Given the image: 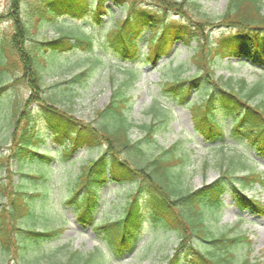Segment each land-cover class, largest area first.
<instances>
[{
	"label": "trees",
	"instance_id": "1",
	"mask_svg": "<svg viewBox=\"0 0 264 264\" xmlns=\"http://www.w3.org/2000/svg\"><path fill=\"white\" fill-rule=\"evenodd\" d=\"M108 1L124 16L117 17L103 35L95 34V24H101L103 16L110 14ZM21 3L24 0H9L7 17L12 30L0 37V85L4 74L13 73L9 86L27 83L30 88L23 103L16 94L10 102L8 123L15 127L21 124L18 133L11 135L13 156L23 164L36 161L50 165L53 162L50 151L36 152L46 138L59 147L57 153L66 159H73L72 155L80 149L100 148L95 157L79 165L77 176L67 184L69 194L64 203L74 211L79 223L93 224L100 186L109 180L120 187L131 186L121 214L93 226L99 243L106 247L100 255L117 260L131 254L138 248L142 234L149 231L153 238L166 241L172 236L176 242L164 264H261V260L251 257L252 239L248 234H234L233 227L217 232L207 220L219 215L227 192L240 210L264 215V202L245 192L256 183L264 187V175L253 170L235 175L229 166L221 164L223 168L213 181L194 189L185 187L186 158L176 154L178 142L155 154L148 150L156 144L157 125H167L165 110L151 106L150 111L158 119L141 125L143 136L132 140L129 135L133 123L126 116L131 97L122 87L133 81L137 73L125 64L138 62L142 56L154 67L179 42L191 49L189 60L195 72L188 78L175 76L163 82L161 93L189 108L193 131L208 144L217 143L215 147L222 149L224 145L231 147L228 143L231 139L233 147L248 144L256 155L264 156V99L257 100L264 92L262 85L248 86L243 78L235 82L230 77H217L214 66L216 59L222 58L264 66L263 0H227L218 17L204 12L197 0H26L28 14L36 16L39 25L46 19L47 24L59 19L61 26H68L51 39L31 35L28 22L20 14ZM67 16L76 20L65 22ZM80 20L88 21L90 30L79 24ZM213 27L219 33L211 37L208 29ZM145 29L149 35L143 49L141 38ZM102 36L98 44L97 37ZM94 41L116 58L110 66L122 69L125 76L123 84L111 90L108 103L96 111L95 120L90 122L58 107L62 100L73 102L74 86L85 81L89 67L63 82L66 86L55 83L51 91H46L42 88L38 61L47 55L92 51ZM94 57L101 59L99 54ZM4 89L5 86H0V98ZM193 92H199L200 99L193 101ZM33 103L38 104L36 110L29 107ZM222 117L230 121L228 134L222 126ZM42 127L44 132L39 131ZM44 174L30 177L44 179ZM5 191V185L0 184V193ZM35 195L18 186L9 206L0 208V252L27 249L57 239L64 232L63 226L49 230L22 226V219L34 217L30 201ZM239 246L246 249L240 259L235 251ZM94 255L89 253L84 264Z\"/></svg>",
	"mask_w": 264,
	"mask_h": 264
},
{
	"label": "rangeland",
	"instance_id": "2",
	"mask_svg": "<svg viewBox=\"0 0 264 264\" xmlns=\"http://www.w3.org/2000/svg\"><path fill=\"white\" fill-rule=\"evenodd\" d=\"M201 9L212 17L220 16L227 4V0H197ZM21 3V17L28 22L31 35L37 39H50L58 36L61 30H66L67 25L61 26L59 19L53 24H47L48 19L39 25L37 17L28 14V5ZM110 14L103 18L102 24H95V34L103 35L110 27V24L117 18L124 16L121 11L110 1L106 2ZM264 13V0H263ZM9 0H0V37L7 35L12 30V22L9 16ZM86 16H90L87 14ZM65 22H74L70 16L64 18ZM86 30L88 21L80 20ZM61 29V30H60ZM211 37L216 36L219 30L215 27L208 29ZM149 33L148 29L143 31L141 46ZM97 37L98 44L102 41ZM195 43H192L194 46ZM144 51V50H143ZM191 49L181 43L174 44L169 56H164L152 68L150 64L140 56L139 63H127L125 65L138 70L134 80L122 87L127 95L131 97V107L126 111L127 119L133 123L130 129V138L137 140L143 136L141 125L156 121L150 111L151 106L165 110L167 125L158 124L155 133L156 144L148 150L157 153L161 148H167L178 142L177 155H184V182L185 187L194 189L202 184L209 183L216 179L223 167H230L235 175L246 174L249 170L262 171L264 173V157L255 154V150L248 144H238L236 147L224 146L221 150L214 148V144H208L202 137L194 133L192 120L187 106H180L167 95L161 93V83L175 76L188 77L194 72V66L190 62ZM99 54L100 60L94 56ZM111 62L116 58L107 54L99 48L97 41L93 42L92 51H71L56 56L47 55L39 58V66L42 70V88L51 91L55 83L66 86L65 82L75 73L85 67H89L88 76L82 84L74 86L76 92L73 102L67 103L62 100L58 107L68 109L72 116L82 121H94L95 113L106 105L110 98V92L119 84H123L124 73L121 69L110 67ZM215 76L229 78L238 81L244 78L248 86L258 82L264 84V68H256L235 58H222L215 61ZM15 73L21 74L20 71ZM13 74V73H11ZM11 74H4L2 84L5 91L0 98V184L5 185L6 191L0 193V208L9 206L14 198L13 191L21 186L28 194L42 192L43 198L35 195L30 204L34 217L32 220L22 219V226H34L36 229H51L63 226L64 232L57 238L38 245L29 246L27 249L11 251L10 253L0 252V264H84L88 254L93 252L88 264H164L165 258L172 253L176 242L171 236L168 240L153 238L151 232H144L139 243V250L133 254H126L123 258L114 261L112 257H105L100 254L106 251V247L100 244L95 235L92 224H80L75 218L74 211L64 205V199L68 196L67 184L73 180L79 172V165L90 157H95L100 148L93 150L80 149L73 155V159H66L57 153L59 150L49 138H46L36 147V152L50 151L53 162L46 167L45 163L29 162L23 164L13 156L14 143L10 141L12 132L18 133L20 123L15 127L8 123L12 111L10 102L13 95H18L22 103L30 95V88L27 83L18 84L15 87L9 86L12 80ZM264 89V86H262ZM41 94V93H40ZM39 94V96H40ZM199 92H193L192 99H200ZM264 99V93L257 97ZM37 103L31 104L33 110L38 108ZM167 111V113H166ZM222 126L229 133L230 121L224 119ZM37 129V125H33ZM43 126V125H42ZM40 128L39 131L44 132ZM47 135V133H44ZM17 138V135H15ZM228 143L234 145L229 139ZM245 162H243V161ZM221 164L223 167L221 168ZM45 173L44 179L28 177L24 174ZM43 175V174H42ZM26 176V177H25ZM131 186L120 187L118 184L109 181L102 184L98 190L100 202L94 211V223L97 224L106 219H113L121 214L127 190ZM127 188V189H126ZM245 192L264 202V187L259 183L247 188ZM26 196V195H25ZM24 196V197H25ZM27 198V197H25ZM223 208L219 215L210 217L207 222L217 232L235 228L237 232H245L252 238L251 257L261 260L264 264V215L252 213L249 210H239L234 197L230 192L223 195ZM238 259L243 257L246 249L239 246L236 250Z\"/></svg>",
	"mask_w": 264,
	"mask_h": 264
}]
</instances>
